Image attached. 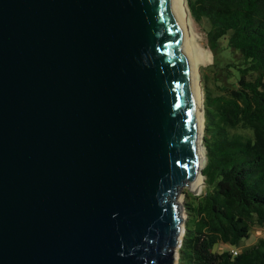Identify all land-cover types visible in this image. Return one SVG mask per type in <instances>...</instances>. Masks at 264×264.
Instances as JSON below:
<instances>
[{
  "label": "water",
  "instance_id": "1",
  "mask_svg": "<svg viewBox=\"0 0 264 264\" xmlns=\"http://www.w3.org/2000/svg\"><path fill=\"white\" fill-rule=\"evenodd\" d=\"M191 77L171 0H0V264H178Z\"/></svg>",
  "mask_w": 264,
  "mask_h": 264
},
{
  "label": "trees",
  "instance_id": "2",
  "mask_svg": "<svg viewBox=\"0 0 264 264\" xmlns=\"http://www.w3.org/2000/svg\"><path fill=\"white\" fill-rule=\"evenodd\" d=\"M189 5L208 24L213 65L226 82L218 94L206 91V188L189 195L178 264H264V237L242 246L255 226L264 228V0ZM210 116L216 127L208 128ZM219 243L232 247L215 251Z\"/></svg>",
  "mask_w": 264,
  "mask_h": 264
},
{
  "label": "bare ground",
  "instance_id": "3",
  "mask_svg": "<svg viewBox=\"0 0 264 264\" xmlns=\"http://www.w3.org/2000/svg\"><path fill=\"white\" fill-rule=\"evenodd\" d=\"M175 15L181 22L183 28V49L191 65V85L195 97L197 119L199 125V154L200 168L195 178L192 189L198 194L203 190L205 176L203 167L206 159L205 147L202 141L204 132V93L201 86L200 63H208L212 60V52L200 40L201 35L193 24L187 0H171Z\"/></svg>",
  "mask_w": 264,
  "mask_h": 264
},
{
  "label": "rangeland",
  "instance_id": "4",
  "mask_svg": "<svg viewBox=\"0 0 264 264\" xmlns=\"http://www.w3.org/2000/svg\"><path fill=\"white\" fill-rule=\"evenodd\" d=\"M187 1H188L189 10H190L189 0H187ZM190 14H191L192 19L194 20L193 24L195 25V28L197 29V31L201 35L200 40L212 52V55H213L212 60L208 61V63H200L201 86L203 88V93H204V109H205L206 91L210 90V91L214 92V94L220 93L222 91L220 89L221 88L220 84H222L220 82V80L222 81L225 79H224L223 71L218 75L216 73V71H218L219 68L213 65L214 61H215V53L209 45L208 35H207V29H208L207 22L205 20L199 21V20L195 19L191 13V10H190ZM220 57L223 59L222 55H220ZM225 82L226 81H224L223 83L225 84ZM204 117H205V110H204ZM210 118H212V120H210V119L208 120V122H207L208 128L216 127L217 123H216L215 119L213 118V116H210ZM205 129H206V122L204 123V134H205ZM203 144H204V141H203ZM204 147H205V145H204ZM205 152H206V148H205ZM206 160H207V157L205 159L204 167L206 165ZM205 188H206V181L204 183L203 190L197 195L202 194L205 191ZM186 191H187V193L181 194V197H180L181 211H182V216L184 218L183 224L185 226H186L187 217L189 216L187 202L191 199L189 197L191 192H189L188 190H186ZM260 236L264 237V228H261L260 226H255L252 230L250 237L243 239L242 244L250 245V244L256 243L258 241V239L260 238ZM214 249H215V251L222 252L225 249H230V247H228L224 243H219V244L215 245Z\"/></svg>",
  "mask_w": 264,
  "mask_h": 264
},
{
  "label": "built area",
  "instance_id": "5",
  "mask_svg": "<svg viewBox=\"0 0 264 264\" xmlns=\"http://www.w3.org/2000/svg\"><path fill=\"white\" fill-rule=\"evenodd\" d=\"M238 251H239V249L238 248H232V252H233V254H238Z\"/></svg>",
  "mask_w": 264,
  "mask_h": 264
},
{
  "label": "crops",
  "instance_id": "6",
  "mask_svg": "<svg viewBox=\"0 0 264 264\" xmlns=\"http://www.w3.org/2000/svg\"><path fill=\"white\" fill-rule=\"evenodd\" d=\"M261 228H263V227H261ZM260 237H262V236H260ZM225 245H227L228 247H231L229 244H225ZM248 244H242V246H247ZM251 245V244H250Z\"/></svg>",
  "mask_w": 264,
  "mask_h": 264
}]
</instances>
